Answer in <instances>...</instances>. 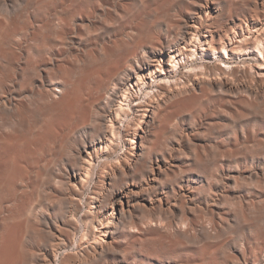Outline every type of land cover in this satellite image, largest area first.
I'll return each instance as SVG.
<instances>
[{
	"label": "bare ground",
	"instance_id": "bare-ground-1",
	"mask_svg": "<svg viewBox=\"0 0 264 264\" xmlns=\"http://www.w3.org/2000/svg\"><path fill=\"white\" fill-rule=\"evenodd\" d=\"M89 1L37 0L45 24L50 27L54 38L60 40L62 47L50 51L47 60H44L40 67H34L37 64L35 61V65L30 62L26 65L22 64L24 62L21 60L22 55L17 54L10 43L13 31L17 29L15 27V30H12L11 26L20 16L16 6L18 0H0V118H3L1 123L7 120L6 127L0 130V264H165L161 257L155 256V247L178 254L176 264H203L205 259L198 262L200 260L197 257L203 256L205 252L208 257L209 253H212L216 247L213 246L215 247L213 248L210 244L221 237L222 229L232 222L233 216H236L232 215L233 212L227 213V210L224 211L218 207L220 199L227 200L228 203L229 200L238 198L242 201V203L238 201L241 205L244 204L243 201L247 202L248 196L241 190L234 191L235 188L233 190L231 184L242 178L248 170L245 171L243 168V170L232 172L230 167L223 168V166L214 175L215 182H207L204 177L197 175L186 177L177 171L179 167L181 168V162H177L179 153L186 151L189 144H193L192 159L194 158L196 162L202 161V155L206 154L203 153L204 150H201L200 145L193 142L194 131L186 127L181 128L179 132L176 131L178 138L175 146L171 143L173 147L162 153L153 151L155 148L153 140L160 132L165 135L168 132L165 131L169 126L168 123H175L176 117L183 116V112L196 110L195 106L200 107L205 97L224 99L223 104H220L221 100L217 99L220 107L224 106V101L230 102L232 105V110L228 112L230 117L237 114L239 106H248L246 107L248 111L250 107L253 108L252 115L246 117L241 130L238 133L235 132L237 136L234 133L235 139L232 138L238 144L242 143V139L251 141L257 138L256 134L264 127V74L261 76L249 70L248 64L252 60L248 56L252 53L259 54L261 59H258V64L259 62L264 64V37L256 34L255 29L252 28L256 26V21L253 20L251 23L247 17H234L235 13L227 20L229 12L225 16L226 23L223 22L224 19L221 20L224 23L222 28L217 31L214 27L216 31H213V27H210L216 23V20L211 22L212 24H205L203 19L214 13H218V16L223 15L224 11L222 12L215 4L222 5L225 1L195 0L198 1V6L189 4L192 8L194 7V10L192 8L191 10L196 14V18L192 16L194 21L191 22V19L186 20L184 17L186 20L184 27H181L182 25L179 27L180 31L177 30L179 36L175 39L169 37L171 32L158 33L157 31L156 34L159 35H154L153 32L151 33L152 29H148L146 24L148 21L142 19L146 21L144 23L139 19L131 26L116 25L109 35L100 37L99 34L98 37L89 41L77 31L83 26L91 27L100 13L98 8L111 2L102 0L100 6H98L100 3L94 6L91 4V6ZM169 1L171 0H142L146 6L150 3L148 8L154 11L162 9V6ZM195 1L192 0L193 3ZM117 2L110 4L117 8V4L123 3L118 0ZM124 2L123 5L126 6L127 2L125 0ZM233 3L230 5L234 6ZM153 5L156 6L152 7ZM254 5L256 6V2ZM146 6L141 9L147 8ZM185 6L184 8L182 6L179 11L185 9ZM109 7L104 9L107 10ZM111 8L113 7L109 10ZM104 9L101 15H110ZM185 11L187 12L186 9ZM139 12L142 16L144 15L141 11L137 14ZM181 12L180 15L183 14ZM241 12L243 15V10L239 11L240 14ZM256 12L255 15L260 11ZM41 14L38 13V15ZM73 14H77V18H72ZM257 16H254L255 20ZM139 17L140 14L137 18ZM176 17L178 16H174L175 19ZM133 18L137 19L134 16ZM129 20L132 21L131 18ZM159 27L156 30L160 31ZM252 29H254L253 34L255 33L252 34L253 38H246L245 34V36L241 34L243 31L250 32L249 30ZM237 34L242 39L241 42L234 41ZM29 36H31L30 33ZM239 38L236 39L239 40ZM26 40L28 42L29 38L27 37ZM45 40L44 38V42ZM57 41L55 43H59ZM192 42H194L193 45L200 42L201 49L203 47L202 50L199 49L202 57L208 55L214 59L217 56L224 57L220 61L228 64V67L216 62L202 61L200 63L203 68L198 64L200 68L196 69L197 61L193 60V56L198 51L196 46L194 50L192 49ZM230 42L233 43L232 47L228 45ZM42 44L45 45V43ZM228 47L235 53L230 54ZM33 49L30 52L35 51ZM43 51L40 53L43 54L45 52ZM227 54L234 57L244 55L237 64L243 63L247 66L240 69L235 62L226 60ZM190 60H193L192 63L186 65ZM178 67H193L191 68L193 70L182 72ZM168 72L173 75L164 76V73ZM30 78H32L30 82L32 88L29 89V93L23 89H17V84ZM150 79H156L155 84L153 83L156 89L145 92V96L148 97L143 100L145 102L138 103L140 112L136 119L133 121L132 118L129 123L126 121L128 123L127 138L122 139L119 130L122 128L119 126L121 117L127 110L131 111L127 102L133 99H131L133 94L135 96L134 88H139L140 91L144 88L143 86L152 88ZM160 80H163V83L158 82ZM171 80L173 81L170 82ZM91 85L100 90L97 98L93 93L91 94V91L98 89L91 88L90 91ZM38 94L41 96L40 101L34 102L33 97ZM95 94L98 95V92ZM124 103L128 104L127 110ZM216 105L218 108V104ZM149 108L150 114L145 120ZM206 110L209 112L210 109ZM206 110L203 109L204 112ZM213 111L215 113V110ZM192 115L194 117V113ZM170 117H175V120L171 122L170 119L166 126H163L166 122L162 119ZM204 117L203 119H206ZM195 122L198 123L196 118ZM220 122L222 123L221 120ZM205 125L207 127V124H203L204 127ZM201 126L198 127L202 128ZM163 127L165 132L161 131ZM236 129L233 130H239ZM258 129L260 131H257ZM196 132L200 133V131ZM122 133L124 134L123 130ZM158 135L159 139L156 140L159 143L161 133ZM195 136L198 135L195 134ZM261 139L256 140L259 143ZM119 140L125 144V150L121 153H118ZM156 143L155 145L158 144ZM160 143L159 145H163ZM258 143L255 142V144ZM243 144L244 142L241 145ZM246 144L249 145L247 142ZM220 148L222 149V146ZM230 151L228 153H231ZM186 155L188 156L189 153L187 152ZM228 155L231 156V154ZM103 157L106 159L103 160ZM249 158L245 159L250 161ZM261 168L263 174L264 164L261 167L255 163L249 171L250 176L261 177ZM205 182L207 189L202 195ZM252 190L254 189L250 191ZM256 190L252 193L258 192ZM249 192L247 193L250 194ZM257 202L251 201L248 206L249 213L245 211L250 219L255 214H257L256 217L259 216L257 211L261 206ZM231 210H233L232 207ZM244 216L247 219L246 215ZM203 219H207L209 225L205 224ZM240 237L244 246L242 250L239 249V252L231 255L230 264H264V253L255 254L249 244L250 238L244 235ZM223 240L217 241L223 243ZM227 240L226 244L229 241ZM256 242L258 241L254 243L258 245L259 243ZM209 246L213 249L211 250ZM228 247H230L229 244ZM263 247L259 249L264 252ZM218 248H216L217 251ZM187 251H194L195 254L189 257L184 254ZM205 254L203 257L206 258ZM194 255L197 257L195 258ZM218 260L216 259L214 263L212 259L213 264H216Z\"/></svg>",
	"mask_w": 264,
	"mask_h": 264
},
{
	"label": "rangeland",
	"instance_id": "rangeland-1",
	"mask_svg": "<svg viewBox=\"0 0 264 264\" xmlns=\"http://www.w3.org/2000/svg\"><path fill=\"white\" fill-rule=\"evenodd\" d=\"M20 1V2H19ZM23 1V2H22ZM91 1V2H90ZM89 2H90V5L92 4L93 6L94 5H98L99 3V5L98 6H100L101 4H102V0H90ZM94 1V2H93ZM112 3H114V4H116V3H118L117 2V0H115V2H114V0H110ZM119 2H123L122 3V5L119 3V4H117V8H115V5H112V4H106V6H100L99 8H98V10H99V12L100 13H98V17L96 18V20L94 21V23L91 25V27H87V26H83L81 29H79L78 31H77V33H81V34H83V36L85 37V39L86 38H88L89 39V41L90 40H92V39H94V38H96V37H98L99 36V34H100V37H103L104 35L105 36H107V35H109L110 34V31H111V29H113L114 27H116V25L117 26H131L132 24H134V22L136 23V21L138 22V20L140 19V21H143L142 19H144V20H146V21H148L147 23H146V21H143L144 23H146L147 24V26H148V29H152L151 30V33L153 32V34L154 35H159L158 33H161V31H162V33H170L169 35H171V36H169L170 38H173V39H175L176 37H178L179 36V34H178V32L180 31V29H179V27L181 26V27H184V23H185V21L187 20V19H191V22L192 21H194L193 20V18L195 19L196 18V14H194V7H196V6H198V1H195V0H193V2L195 1V3H193L192 2V0H171V1H169V2H167V4H165L164 6H162V9H157V11L155 10H152L151 8H148V5L150 4H148L147 3V6L146 5H144L143 4V2H142V0H125L127 3H126V6L125 5H123L125 2H124V0H118ZM130 1V2H129ZM223 1H225V2H223ZM258 1V2H257ZM261 1V2H260ZM263 1V2H262ZM39 2V1H38ZM38 2H37V0H18V3L16 4V6H17V9L19 10L18 11V16H19V14H20V16L17 18V20L13 23V25L11 26V28H12V30L14 29L15 30V27L17 28L15 31H13V34H12V37H11V41H10V43H11V45L13 46V49L17 52V54H21L22 55V58L23 59H21V57H19V60L21 59L22 61H24V62H22L21 60V62H22V64H27L28 62H30L31 64H36L35 62H37V66L35 65L34 67H40L42 64V62H44V60L46 61L47 60V56H49V52L50 51H52L53 49H55V48H60V47H62V44L60 43V40L59 39H56V38H54V34L53 33H51V29H50V27H48L46 24H45V20H44V18H43V16H42V14H41V12L39 11V7H38ZM172 2H173V4H172ZM188 3V4H185L184 5V3ZM223 2V3H222ZM222 5L221 4H215L218 8H220L221 9V11L223 12L224 11V13H223V15H217L218 13H214L213 15H209V16H207L206 18H204L203 20H204V23L206 24V23H211V22H213V21H215L216 20V23H211L212 24V26L210 27V28H212L213 29V31H216L215 30V28L214 27H216V29H217V31L219 30V28H222V26L224 25V23H226V19L228 20V18H230V17H233V15L232 14H234V17H241V18H248L250 21H251V23H252V21L254 20V21H256L255 23H256V26L255 27H252V28H254L255 29V33L256 34H258V35H261V36H263L264 37V0H240V2H239V0H227V2H226V0H222ZM234 2V3H233ZM256 2V6L254 5V3ZM19 3H21V4H19ZM130 3V4H129ZM192 5V6H194L193 8H192V6L190 5V4ZM226 3V4H225ZM230 3H231V5H232V3H233V5L234 6H231L230 5ZM237 3V4H236ZM238 3L240 4V5H238ZM146 4V3H145ZM195 4H196V6H195ZM243 4V5H242ZM263 4V5H262ZM30 5H32V6H30ZM91 5V6H92ZM109 5H111L110 7H113V8H111V10H109ZM120 5V6H119ZM142 5H144V6H142ZM190 5V6H189ZM20 6V7H19ZM28 6V7H27ZM119 6V7H118ZM147 7L149 10H148V12H146L147 11V8H142L141 9V7ZM154 6H156V5H153L152 7H154ZM180 6V7H179ZM182 6H183V8H184V6H185V9L187 10V12L189 11L190 13H187L186 11H185V9H181L180 11H182L181 13H183L184 15L185 14H187V15H189V17H187L186 15L184 16L183 14H181L180 15V11H179V9L180 8H182ZM187 6H189V7H187ZM224 6H227V7H225L224 8ZM242 6V7H241ZM254 6V7H253ZM19 7V8H18ZM103 7V8H102ZM107 7H109L107 10L106 9H104V8H107ZM127 7V8H126ZM164 7V8H163ZM231 8V10H230V8ZM23 8V9H22ZM115 8V9H114ZM190 8V9H189ZM191 8L193 9V10H191ZM232 8H233V10H232ZM241 9V10H238L237 11V9ZM248 10H247V9ZM252 8L254 9V10H252ZM102 9H104V11H106V12H108V14L110 13V15H108V16H110V17H108L107 16V14L105 15V14H102L101 15V11H103ZM113 9V10H112ZM224 9V10H223ZM23 10H24V12H23ZM230 10V11H229ZM243 10V15H242V12H241V14L239 13V11H242ZM258 10V11H260V12H258V13H260V14H258L256 11ZM123 13H122V12ZM126 13H125V12ZM138 11H143L142 12V14L144 13V15L142 16L141 15V13L139 12L138 14H137V12ZM175 11V12H174ZM176 11H179V12H176ZM184 11L186 12V13H184ZM245 11V12H244ZM252 11V12H251ZM122 13V15H120V13ZM230 13L229 14V16L226 18L225 16H227L228 14L227 13ZM233 12V13H232ZM249 12V13H248ZM250 12H251V14H250ZM255 12L259 15V16H257V14L255 15ZM38 13L39 14H41V15H38ZM117 13V14H116ZM125 13V14H124ZM147 13V14H146ZM137 14V15H136ZM139 14H140V17L139 18H137V16H139ZM245 14V15H244ZM252 14H254L253 16H252ZM31 15H34V16H32L31 17ZM111 15H113L112 16V18H111ZM147 15V16H146ZM150 15V16H149ZM178 16L179 17V15L181 16V17H176V19L174 18V16ZM195 15V16H194ZM218 16V17H216V16ZM232 15V16H231ZM241 15V16H240ZM248 15V16H247ZM250 15V16H249ZM77 14H73V16H71L72 18H77ZM102 16H105L106 18H104V17H102ZM133 16L134 17H136L137 19H135V18H133ZM183 16V17H182ZM192 16H193V18H192ZM254 16H257L256 17V20H255V18H254ZM25 19H24V18ZM38 17V18H37ZM108 17V18H107ZM142 17V18H141ZM184 17L186 18V20L184 19ZM32 18V19H31ZM99 18V19H98ZM114 18H116L115 20H114ZM132 19V21H133V23H131L132 21H130L129 19ZM164 18V19H163ZM212 18V19H211ZM226 18V19H225ZM254 18V19H253ZM259 18V19H258ZM21 19H23L22 20V22H21ZM43 21H41V20ZM135 19V20H134ZM223 19L225 20V21H223ZM37 20H40V21H37ZM202 20V21H203ZM224 22H222V21ZM38 22V23H36V22ZM106 21H108V23L106 22ZM115 21V22H114ZM128 21V23H126V22ZM183 21V22H182ZM221 23H220V22ZM260 21V22H259ZM97 22V23H96ZM110 22H113V23H110ZM155 22V23H154ZM159 22H161V23H159ZM177 22H180V23H177ZM43 23V24H42ZM104 23V24H103ZM128 24V25H126V24ZM174 23V24H173ZM182 23V24H181ZM220 23V24H219ZM223 23V24H222ZM17 26H16V25ZM34 24H35V26H34ZM37 24V25H36ZM97 24V25H96ZM154 24V25H153ZM168 24H170V25H173V26H171V27H173L172 29H170L171 27L168 25ZM216 24V25H215ZM259 24V25H258ZM18 25H20V26H18ZM93 25H96V26H93ZM159 25H160V27H159ZM163 25H165V26H163ZM215 25V26H214ZM262 25H263V27H262ZM168 26L170 27V28H168ZM218 26V27H217ZM258 26V27H257ZM22 27V28H21ZM31 27H32V30H30L31 29ZM158 27H159V29H160V31L159 30H156V29H158ZM262 27V28H261ZM45 28V29H44ZM84 28V29H83ZM94 28H95V30H94ZM257 28V29H256ZM259 28H260V30H259ZM25 29H27V30H25ZM33 29H35V30H33ZM96 29H97V31H96ZM164 29V30H163ZM166 29V30H165ZM170 29V30H169ZM254 29H252V30H249L250 32H248V30H246V31H243V32H241V34H245L244 36L246 37V38H253L252 36L255 34H253V30ZM177 30H178V32H177ZM28 31V32H27ZM30 31V32H29ZM33 31V32H32ZM84 31V32H83ZM102 32V33H100V32ZM155 31V32H154ZM158 31V33L156 34V32ZM252 31V32H251ZM172 32L174 33V34H172ZM176 32H177V34H176ZM245 32H247V34L245 33ZM29 33H30V35L31 36H29ZM36 33V34H35ZM42 33V34H41ZM49 33H50V35H49ZM85 33H88V34H85ZM95 33V34H94ZM23 36H22V35ZM34 34H35V36H34ZM177 36H176V35ZM253 34V35H252ZM49 35V36H48ZM52 35V36H51ZM88 35V36H87ZM95 35V36H94ZM175 35V36H174ZM51 36V37H50ZM243 36V37H244ZM247 36H250V37H247ZM16 37H18V38H16ZM27 37L29 38V40H28V42H27ZM92 37V38H91ZM20 38V39H19ZM25 38V39H24ZM44 38L46 39L45 41L46 42H48L47 44L49 45H47L46 44V42H44ZM239 38V36H238V34L236 35V37L234 38V41H237V42H241L242 41V39L241 38H239V40H237V39ZM53 39H55L54 41H53ZM244 39V38H243ZM57 40H59V41H57ZM18 41V42H17ZM24 41V42H23ZM26 41V42H25ZM59 42V43H55V42ZM88 41V42H89ZM53 42V43H52ZM20 43V44H19ZM42 43H45V45L44 44H42ZM196 43V42H195ZM25 44V45H24ZM51 44V45H50ZM194 44V42H192V45ZM17 45V46H16ZM19 45H21V46H19ZM39 45H40V49H38V47H39ZM43 45V46H42ZM229 45V47H232L231 45H233V43H229L228 44ZM17 47V49L15 48V47ZM19 46V47H18ZM23 46V47H22ZM42 46V47H41ZM195 46H196V50L198 51L197 52V54H194V58H193V60H196L197 61V67H196V69H198V68H200V66L202 67V63H200V62H202V61H205V62H212V63H217V64H223L224 66H226V67H228V64H226L225 62H223V61H220V59H223L224 57H215V59L214 58H212V57H210L209 55L208 56H204V57H202L201 56V53H200V51L203 49V47H202V49H201V44H200V42H197L196 43V45H193V47H192V49L194 50V48H195ZM198 46V47H197ZM45 47V49H43ZM200 47V48H199ZM228 47V49L230 50L229 51V53L230 54H234L235 53V51L234 50H232V48H229ZM22 50H21V49ZM32 48H34L33 50H35L36 51V53H35V51H32V52H30L31 50H32ZM45 51H43V50ZM199 49H201V50H199ZM44 52L43 54L42 53H40V52H42V51ZM22 51V52H21ZM26 53V54H24V53ZM24 54V55H23ZM35 54L37 55V56H35ZM39 54H41V56L39 55ZM39 56V57H38ZM228 56V57H227ZM253 56V57H252ZM242 57H244V55H242V56H237V57H234V56H231V55H229V54H227V55H225V58H226V60H230V61H233V62H235L236 64H237V62L238 61H240L241 59H242ZM251 60H252V62L251 63H249L248 64V66H249V70L251 71L252 70V72H257L258 73V75H263L264 74V64H260V62H259V64H258V59H261V56L259 55V54H256V53H252V55H249L248 56ZM34 59V60H33ZM210 59V60H209ZM193 60H190L188 63H186V65H190L191 63H192V61ZM256 60V61H255ZM35 61V62H34ZM220 61V62H219ZM33 62V63H32ZM40 65H39V64ZM200 66H199V65ZM234 65V66H237V65ZM253 64V65H252ZM253 67H252V66ZM261 65V66H260ZM238 66H240V69H241V67L243 68L244 66H247V65H245V64H243V63H240V65H238ZM258 66V67H257ZM250 67H252V69L250 68ZM190 69L191 68H193V67H189ZM188 67H178V69L179 70H181L182 72H191L193 69H189ZM203 68V67H202ZM254 68V69H253ZM177 69V70H178ZM188 69V70H187ZM196 69H194V71H196ZM178 70V71H179ZM200 70V69H199ZM255 70V71H254ZM193 71V72H194ZM260 71V72H259ZM163 75V74H162ZM166 75H170V76H172L173 74H170L169 72L166 74V73H164V76H166ZM31 80H32V78H30V79H28V80H26V81H23V82H21V83H19V85L17 84V89L18 90H20V89H23L24 91H26V92H30V90H31V85H30V82H31ZM152 80H154V81H152ZM155 80L156 79H150L149 80V82H150V84L153 86L155 83ZM152 81V82H151ZM173 80H171L170 82H172ZM158 82H160V83H163V80H160V81H158ZM154 83V84H153ZM165 83H169V82H166L165 81ZM10 84V83H9ZM11 85V84H10ZM26 85V86H25ZM30 85V86H29ZM148 85V84H147ZM92 86H94V85H91V87H90V91H91V88H93L92 90H95V89H98V88H95V87H92ZM23 87V88H22ZM114 87V86H113ZM144 88H142V90L140 91V89L138 88V89H136V88H134L135 89V96H134V94H133V96H131V99L132 100H129L127 103H129V105L127 104V103H124V104H126V105H124V107H126L127 105L129 106H127L129 109L131 108V111L129 112L128 110H127V107H126V110H127V112L121 117V121H120V124H119V126L120 127H122V128H120L119 130L121 131L120 132V135H121V137H122V139H126L127 137H126V129H127V125H128V123L130 122V120H132V118H133V121L136 119V116H138L139 115V112L140 111H138V110H140V109H138V103L140 102V103H143V102H145V101H143V100H146L147 99V97L148 96H145L146 95V91H148V92H150V90L152 91H155L154 89H156V87L155 86H153L152 88H147L146 86H143ZM95 88V89H94ZM30 89V90H29ZM148 89V90H147ZM99 90V89H98ZM98 90H96V91H94V92H92L91 91V94L93 93L94 95H92V96H94V97H98L100 94V90L98 91ZM137 90V91H136ZM98 92V95L97 94H95V93H97ZM137 92V93H136ZM143 92V93H142ZM146 92V93H145ZM39 95V96H38ZM38 95H35L33 98H34V102H39L40 101V94H38ZM37 96V97H36ZM138 96V97H137ZM144 97H146V98H144ZM137 98H139V99H137ZM207 99V100H206ZM220 101V104H223V100L224 99H219V98H217V97H205L204 98V100H202L203 102H202V104L201 105H199L200 107H197V106H195L196 107V110L195 109H191L192 110V112L194 113V117H193V113L191 112V113H188V112H190L191 110H188V111H185V112H183L182 114H183V116L182 115H179L178 116V118L176 117V119L177 120H175L174 118H172V117H170L169 119L168 118H163L162 119V121L164 122H166L165 124L162 122V125L163 126H166V124L168 123V121H170V119L172 120L171 122H173L174 120H175V123L173 122V123H168V127H167V129L165 130L167 133H165V135H167L166 137L167 138H165V135L163 136L162 135V133L163 132H160L161 133V135H160V141H159V143L160 142H162L163 143V145H159V143L157 142L158 140H156V139H159V138H157V137H159V135L158 134H160V133H158L157 134V136H156V138H155V140H153V147H155V148H153L154 150V152H158V153H162V152H164V151H166V150H169L170 148H172L173 146H175L174 144L177 142L176 140H177V132H179V130H182L181 128H189V129H192L191 131L193 132V134H194V143L195 144H197V145H200V147H201V150H206L205 152L203 151V153H206V154H203L202 156H203V158H202V161H195L194 160V158L192 159L191 158V156H192V152H193V150H194V146H193V144H189V147H187V149H186V151L189 153V155H190V157H189V155L187 156L186 154H187V152L186 151H183V152H180L179 153V155H178V161L177 162H181L180 163V166H181V168L179 167L178 169H177V171L178 172H180V173H182L183 175H185L186 177H191V176H194V175H197L198 177H204L205 179H206V181L207 182H215V180H216V176L214 177V175H216V173H218V171L220 170V168H222L223 166V168H229L230 167V169L232 170V172H236V171H238V170H243V168H245V171H247L246 173H245V175L242 177V178H239V180L237 181H233V183H234V185H233V183L231 184L232 186H231V188L234 190V188H235V190L234 191H238V190H241V191H243L248 197V199H246L247 200V202H244L243 201V203L244 204H242L241 205V203H242V201H240L238 198H235V199H232V200H229L228 201V203H227V200L225 201L224 199H220V203H219V205H218V207L221 209V210H224V211H226L227 213H231V212H233V214L232 215H236L235 217L233 216L232 217V222H230L229 224H227L222 230H223V232H222V235H221V237L219 238V239H217V240H223V239H225V240H223L224 242L227 240V238H228V240L229 241H231V242H229L228 240V243L226 244V242L224 243H221V242H218L217 240L216 241H214V243H212V244H210V246H215L216 248H218L219 246V248H218V251H217V249L215 248V247H213V248H215V249H213V248H211L210 246V248H211V250H212V253L210 252L211 250H209V248H208V252H210L209 253V255H208V257H207V255L205 254V256H206V258L205 257H203L204 256V254H203V256H199V257H197V255H194V257L196 256L197 257V259L198 260H200V261H198V262H201V259L202 260H204V263H203V261H202V263L203 264H213V262L215 263V260L217 259H219L218 260V262H216V264H223V262H225V264H230V261H231V255H233V254H235L236 252H239L240 250H242V248H243V246H244V243L242 244L241 243V239H239V237H240V234H241V237L244 235V236H246L249 240H250V246L252 247V249H253V252L255 251V254H257V255H259L260 253L259 252H261V254H263L264 252H263V250L262 249H259V248H262L263 247V245H262V243H264V220H262V219H264V200H263V198H264V172H263V174H262V171H263V169L261 168V173H260V176L261 177H256V176H250L251 174L249 173V171H250V169H252L253 168V165L256 163V164H259V166H261L262 167V165L264 164V161H262L263 159H264V150H262L263 148H262V146H264V127H262L261 129H262V131H260V129H258L257 131H260V132H256L257 134H256V136H257V138H255V139H251V141L250 140H248V141H250V142H248V141H246V140H244V139H242V143L244 142V144L243 145H241L242 143H241V140H239L238 142L239 143H241V144H238L237 143V141H234L233 140V138L235 139V136H237V133H238V131H240L241 130V125L243 124V121L245 122V120H246V117H249V116H251L252 115V112L254 111V109L253 108H249V110L251 111H248V108H246V107H248V106H239V108H238V112H237V114H235L234 115V117H230L229 115H228V112L229 111H231L232 110V105L230 104V102H227V100L226 101H224V106H226V108L223 106V105H221V107L219 106L220 104L218 103L219 101ZM207 102H206V101ZM209 100V101H208ZM105 101V100H104ZM132 101V102H131ZM136 101V102H135ZM214 102H217V103H214ZM225 102H227L228 103V105H230V106H228L227 105V103H225ZM134 104V105H133ZM209 104V105H208ZM216 104H218V108H217V105ZM131 106V107H130ZM132 106H133V108H132ZM137 107V108H136ZM194 107V108H195ZM205 107H206V109H210L209 110V112L205 109ZM214 107H216V108H214ZM246 108L247 109V111H246V109H244V108ZM200 108V109H199ZM212 108V109H211ZM219 108H221V110L219 109ZM225 108V109H224ZM242 108H243V110H242ZM134 109V110H133ZM203 109L204 110H206L205 112L203 111ZM218 109V110H217ZM227 109H229V110H227ZM231 109V110H230ZM136 110V111H135ZM213 110H215V113H213L214 111ZM225 110V111H224ZM245 110V111H244ZM227 111V112H226ZM134 112H135V114H134ZM226 112V113H225ZM128 113H130V114H128ZM147 114H146V117H145V120L146 119H148V115L150 114V108L148 109V111L146 112ZM211 113V114H210ZM216 113H218L217 114V116H216ZM186 114V115H185ZM202 114V115H201ZM242 114V115H241ZM126 115V116H125ZM128 115H129V117H128ZM131 115H132V117H131ZM135 117H134V116ZM198 115V116H197ZM204 115H207V117H208V115L210 116V117H204ZM211 115H212V118H211ZM219 115H220V117H219ZM184 117V118H182V117ZM123 117H125V118H123ZM180 117V118H179ZM189 117H190V119H189ZM203 117L204 118H206V119H203ZM218 117V118H217ZM182 118V119H181ZM195 118L197 119V121H198V123L197 122H195ZM8 119V118H7ZM129 119V120H128ZM166 119V120H165ZM168 119V120H167ZM216 121H215V120ZM3 120V118H0V130L1 129H3L4 127H6V125H7V120L4 122V123H1V121ZM183 120V121H182ZM190 120V121H189ZM201 120V121H200ZM203 120H206V121H203ZM210 120V121H209ZM212 120L214 121L213 123H212ZM220 120L222 121V123L220 122ZM128 123H127V122ZM181 121H182V123H181ZM202 121H203V124H207V127H206V125H205V127L203 126V124H202ZM209 121V122H208ZM226 121V122H225ZM126 122V123H125ZM205 122V123H204ZM207 122V123H206ZM123 123V124H122ZM124 123H125V125H124ZM144 123V122H143ZM187 123H189V124H187ZM193 123V124H192ZM210 123V124H209ZM219 123V124H218ZM170 124H173V125H171L170 126ZM240 124V125H239ZM186 125V126H185ZM195 125V126H194ZM203 127H202V126ZM239 125V126H238ZM182 126V127H181ZM198 126H201L202 128H200V127H198ZM84 127H86V126H84ZM192 127V128H191ZM209 127V128H208ZM228 127V128H227ZM231 127V128H230ZM233 127H235V128H237V129H239V130H237V131H234L233 129H235V128H233ZM168 128L172 131H170V130H168ZM173 130H172V129ZM198 128V129H197ZM225 128V129H224ZM123 130V132H124V134L122 133V130ZM164 129H165V127H163L162 128V130L161 131H164ZM195 129V130H194ZM203 129V130H202ZM233 130V131H230V130ZM164 131V132H165ZM177 131V132H176ZM196 131H200V133L199 132H196ZM206 131V132H205ZM171 132V133H170ZM235 132H237V133H235ZM174 133V135H172ZM199 133V134H198ZM213 133V134H212ZM219 133H221V134H219ZM233 133V134H232ZM234 133H235V136H234ZM263 133V134H262ZM169 134V135H168ZM195 134L196 135H198V136H195ZM217 134H219L218 136H217ZM174 136L173 138H171L172 136ZM213 135V136H212ZM221 135H222V138L224 137V135H225V138H221ZM262 135V136H261ZM125 136V137H124ZM161 136H163V137H161ZM171 136V137H170ZM206 136V137H205ZM208 136V137H207ZM210 136V137H209ZM198 138V139H196V138ZM216 137V138H215ZM233 137V138H232ZM263 139H261V138ZM163 138V139H162ZM170 138V139H169ZM232 138V139H231ZM261 139V141H259V143L257 142L258 140H260ZM167 139H169L168 141H167ZM174 139V140H173ZM215 139V140H214ZM217 139H219V140H217ZM225 139H226V141H225ZM256 139H258V140H256ZM163 140V141H162ZM203 140V141H202ZM206 140V141H205ZM211 140V141H210ZM217 140V141H216ZM253 140V141H252ZM120 141V147H118V153H121V152H123L124 150H125V144L124 143H121V140H119ZM136 145L138 144V137H137V139H136ZM158 143H156V142ZM202 141V142H201ZM208 141V142H207ZM227 141H228V143H227ZM232 141V142H231ZM233 141L234 142H236V145H234V143H233ZM247 143H249V145L248 144H246V142ZM206 142V143H205ZM212 142V143H211ZM255 142L256 143H258V144H255ZM155 143L158 145H155ZM162 143H160V144H162ZM166 143V144H165ZM169 143V144H168ZM173 144V146H172V144ZM201 143V144H200ZM203 143V144H202ZM211 143V144H210ZM219 144V146L221 147L222 146V149L218 146V144ZM251 143H253V144H251ZM204 144H206V145H204ZM208 144V145H207ZM213 144H215V145H213ZM221 144V145H220ZM231 144V145H230ZM251 144V145H250ZM166 145V146H165ZM227 145V146H226ZM240 145V146H239ZM123 146V147H122ZM157 146V147H156ZM163 146V147H162ZM165 146V147H164ZM230 146V147H229ZM235 148H233V147ZM238 146V147H237ZM242 146V147H241ZM261 146V148H259ZM159 147V148H158ZM237 147V148H236ZM239 147H241V148H239ZM255 147V148H254ZM163 148H164V150H163ZM232 148V149H231ZM239 148V149H238ZM254 148V149H253ZM257 148V149H256ZM162 149V151H160ZM191 151H190V150ZM193 149V150H192ZM219 149V150H218ZM231 150L230 152L231 153H228V151L227 152H225L226 150ZM249 151H248V150ZM256 149V150H255ZM121 150V151H120ZM225 150V151H224ZM234 150V151H233ZM209 151V152H208ZM210 151H212V153H210ZM224 151V153H222ZM246 151H248V152H246ZM254 152V153H253ZM208 153V154H207ZM231 154V156H229L228 154ZM234 153V154H233ZM233 154V155H232ZM241 154H242V156H241ZM188 157V158H187ZM223 157H224V159H223ZM250 157V158H249ZM209 158V159H208ZM231 158H232V160H231ZM247 158H249L250 159V161L249 160H246ZM106 158H104L103 157V160H105ZM191 159V160H190ZM222 161H221V160ZM239 159H241V160H239ZM251 159L253 160V161H251ZM259 159H261V160H259ZM182 160H183V166H182ZM193 160V161H192ZM227 160V161H226ZM258 162H257V161ZM221 162V164L219 163L218 164V162ZM229 161V162H228ZM231 161L233 162V163H231ZM244 161H246V162H244ZM262 161V162H261ZM189 162V163H188ZM247 162H249V163H247ZM215 163H217V164H215ZM263 163V164H262ZM186 164V165H185ZM247 164V165H246ZM261 164V165H260ZM184 165H185V167H184ZM215 165V166H214ZM217 165V166H216ZM232 165V166H231ZM234 165V166H233ZM243 165L245 166V167H243ZM228 166V167H227ZM242 166V167H241ZM246 166H250V167H246ZM187 167V168H186ZM234 167V169H232ZM238 167H240V168H238ZM242 168V169H241ZM247 168V169H246ZM212 169V170H211ZM236 169V170H235ZM215 170V171H214ZM234 170V171H233ZM213 173V174H212ZM189 175V176H188ZM211 175H213V177L215 178H213ZM245 177V178H244ZM247 177V178H246ZM254 177V178H253ZM212 178V179H211ZM245 180H244V179ZM252 178V179H251ZM249 179V180H248ZM254 179H256V180H254ZM242 180H244V181H242ZM251 180H253V181H251ZM242 181V182H241ZM245 181H247V182H245ZM250 181V182H249ZM258 181V182H257ZM237 182V183H236ZM245 184H244V183ZM261 182H262V184H261ZM248 185H247V184ZM250 183H253L252 185H249ZM260 183V184H259ZM243 184V185H242ZM255 184H256V186H255ZM207 183L205 182V184H204V190H202V192H201V194L202 195H204L205 193H206V189H207ZM237 186V188H236V186ZM245 185V186H244ZM246 185H247V187H246ZM239 186V187H238ZM241 186V187H240ZM244 186V187H243ZM252 186V187H251ZM258 186H260V188L262 189H260ZM261 186H263V187H261ZM239 188V189H238ZM254 189V190H252V191H255V189H257L256 191H258V192H255V193H252V191H250L251 189ZM261 190V191H260ZM251 193H250V192ZM247 192H249L250 194H248ZM260 192V193H259ZM256 193L258 194V195H256ZM252 194V195H251ZM256 195V196H254V195ZM254 196V197H253ZM253 198V199H252ZM249 199H251L250 201H249ZM262 199V200H261ZM258 201L257 203H259V205L261 206V208L257 211L258 212V215L259 216H257L256 217V215L257 214H255L254 216H253V218L252 219H250L248 216H247V213H249V208H248V206H250V202L251 201ZM226 202V204L224 205V203ZM232 201H234V202H232ZM238 201H240V202H238ZM224 202V203H223ZM238 202V203H237ZM221 204V205H220ZM246 204V205H245ZM262 204V205H261ZM222 205L224 206V207H222ZM228 206V207H227ZM232 207V209L233 210H231V207ZM236 206V207H235ZM243 206H246V207H243ZM237 208V209H236ZM241 210H240V209ZM243 208V209H242ZM248 208V209H247ZM236 209V210H235ZM247 210V211H246ZM230 211V212H229ZM242 211V212H241ZM245 211L247 212V213H245ZM263 211V212H262ZM256 212V213H257ZM246 215V218L247 219H245V216L244 215ZM237 217V218H236ZM234 218H236V219H234ZM252 220V221H250V220ZM235 220V221H234ZM203 222L205 223V224H208L209 222H208V220L207 219H203ZM233 222H234V224H233ZM209 225V224H208ZM231 227H230V226ZM248 225V226H247ZM262 225V226H261ZM252 226V227H251ZM260 227V228H259ZM242 229H243V231H242ZM251 229V230H250ZM239 230V231H238ZM239 233H238V232ZM241 231V232H240ZM251 231V232H250ZM251 234H250V233ZM239 234V235H238ZM255 234H257V235H255ZM248 235V236H247ZM252 235H254V236H252ZM238 238H236V237ZM250 236V237H249ZM257 236V237H256ZM240 237V238H241ZM254 237V238H253ZM256 238V239H255ZM255 242V241H258V242H256L257 244L259 243V244H261V245H256L253 241ZM263 240V241H262ZM219 243V244H217V243ZM251 242H252V244H255V245H252L251 244ZM220 243H221V245H220ZM235 243V244H234ZM216 244H217V246H216ZM224 244V245H223ZM228 244H229V246L230 247H228ZM228 248H227V247ZM254 246V247H253ZM258 246V247H257ZM232 247V248H231ZM235 247H237V248H235ZM258 248V250L256 251V249ZM226 248V249H225ZM256 248V249H255ZM264 248V247H263ZM225 249V250H224ZM228 249V250H227ZM232 249H234V250H232ZM240 249V250H239ZM255 249V250H254ZM224 250V251H223ZM227 250V251H226ZM229 250H231V251H229ZM214 251V252H213ZM219 252V254L217 255V253ZM226 251V252H225ZM229 251V252H228ZM235 251V252H234ZM187 252H189V253H187ZM186 253L184 252V254L185 255H187V256H189V257H193V254H195L194 253V251H187ZM225 252V253H224ZM256 252H258V253H256ZM159 253V254H158ZM221 253V254H220ZM154 254H155V256H159V257H161L165 262V264H176V261H177V259H178V254H176V253H174V252H172V251H168V250H164V249H161L160 247H155L154 248ZM208 254V253H207ZM211 254V255H210ZM260 254V255H261ZM224 255V256H223ZM216 256V257H215ZM218 256V257H217ZM195 257V258H196ZM213 257V258H212ZM214 257H215V260H214ZM165 259H167V260H165ZM173 259V260H172ZM212 259H213V262H212ZM207 260V261H206ZM169 261V262H168ZM174 261H175V263H174ZM212 262V263H211Z\"/></svg>",
	"mask_w": 264,
	"mask_h": 264
}]
</instances>
